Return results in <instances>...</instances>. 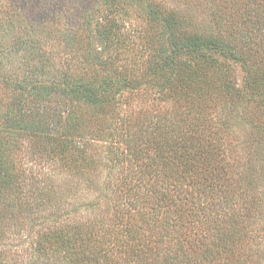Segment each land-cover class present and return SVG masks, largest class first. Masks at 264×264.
Instances as JSON below:
<instances>
[{
	"label": "trees",
	"instance_id": "1",
	"mask_svg": "<svg viewBox=\"0 0 264 264\" xmlns=\"http://www.w3.org/2000/svg\"><path fill=\"white\" fill-rule=\"evenodd\" d=\"M100 1L0 0V264H264V0H219L209 30L173 9L154 11L152 0H103L96 25L121 45L124 3L163 25L156 35L144 30L158 49L141 74L117 79L72 42L90 35L88 12ZM57 33L65 44L52 48L45 39ZM61 52L82 76L47 84ZM197 54L204 59L193 65L183 58ZM35 58L24 80L11 72ZM233 64L241 81L229 75ZM137 83L171 106L136 115L121 90ZM63 95L61 109L53 99ZM122 106L132 110L122 115ZM102 142L120 164L115 185L99 181ZM37 156L59 177L26 174L24 158ZM78 182L94 198L77 202Z\"/></svg>",
	"mask_w": 264,
	"mask_h": 264
},
{
	"label": "rangeland",
	"instance_id": "2",
	"mask_svg": "<svg viewBox=\"0 0 264 264\" xmlns=\"http://www.w3.org/2000/svg\"><path fill=\"white\" fill-rule=\"evenodd\" d=\"M152 1L155 4V6L153 7L154 11H156V9L163 10V8L173 9L176 12L178 11V13H182V14H185L186 16H190L193 19L194 23L201 30L203 29L209 30L211 29V26L213 25H214L213 27L215 28L216 24H214L212 20L214 18L212 14V10H214V8H216V6L220 4L219 0L218 2L217 0H152ZM102 3H104L103 0L100 1L101 6L98 11H93L92 9V10H89L88 12V14L89 13L94 14V18L91 21L93 23V29L91 30L89 29L90 35L89 36L87 35L86 37L84 36L85 37L84 39L83 37H79L80 39L74 38L75 41L72 40L73 44L75 45V47L78 45H81V47L84 49V50H80L81 53L88 54V56L92 54L93 57H97L99 61L98 60L96 61L101 63V65H99V68L97 69L106 75L107 74L114 75L115 78L117 79L119 78V76H121L119 71L125 73L126 70H128L129 72L138 71V73L141 74V70H144L145 65H147L146 61L147 60L149 61L151 57V52L152 51L157 52V49H158V45H156L157 44L156 41L158 40V38L151 40V38L145 37L146 35L144 33V30H146L149 33H152L153 35H156V32L158 30L163 29L162 23H159L158 20H154L153 17L146 12V9L139 6L136 3V1L131 4H127V3H124V5L121 4L122 7L124 8L123 10H120L117 16H120L119 19L122 24V26L120 25L121 29H123V31H121V34H123L124 37H127V39L125 40V43L126 42L128 43V45L126 44L121 45L120 43L117 42L118 40L116 37L115 38L113 36L111 37V35L113 34L110 33V35H107L106 30L103 26L98 27L96 25V20L100 19L103 15L101 13L102 9H105ZM76 22L77 20L76 21L73 20L74 24ZM226 24L228 23H226L225 21L221 23L224 29L227 26ZM190 28L192 29L193 27H190ZM148 29L150 31H148ZM223 35H225V32L223 33ZM118 36H119V33H118ZM68 37L69 36L67 35L65 39H67ZM45 40L49 41L50 47L52 46V48H54L55 45L61 48L65 44L63 37L59 33L53 34L49 40L48 39H45ZM149 40L151 41L149 42ZM165 42H166V46L169 47L170 45H169L168 40ZM149 44L156 45V48L151 49L150 47H148ZM239 53L240 54L242 53L241 49H239ZM199 54L201 55L203 54L204 56L209 57L208 55L212 53L208 51H203ZM204 56L200 58L198 57V54H197L194 56L187 55V56H184V57L182 56V57L186 59L187 61L191 62V64L193 65L194 59H204ZM219 58L223 59L222 56ZM65 59L67 62H64ZM73 60L74 59L67 58V55L64 54V52H61L59 55L55 54L54 60L52 62V65L53 63L54 65L46 67L48 74L45 76V82L47 84L53 83L55 81L64 82L65 76H63V74H67L66 76L69 77L70 79L79 80V77L82 76V74H80L81 71L79 72L78 69H76L75 66L72 65L73 63H75ZM28 63L30 64L29 67L23 64H21L20 66L15 65V64L11 65L10 70L11 72L15 70L16 74L19 75V78L21 80H24V77L28 73L34 70L32 69L34 68V65L39 64L36 61V58L33 59L32 61H29ZM233 65H235V67ZM233 65H232L233 66L232 71L229 75L232 76L233 78H236L238 81H241L242 76H243L242 67L239 64H233ZM91 71L92 69L88 67L84 69V73L86 75H88V73H90ZM140 77H137V78H140ZM132 86L133 85H131L128 88L126 87L124 88V86L122 87V90H121L122 98L121 99H122V102L124 101V103L131 105L133 109H136L135 110L136 115L138 114L137 112H139L142 108L143 111L147 110L146 113L149 116L148 119H151V117L154 116L156 112L158 111L162 112L165 109V106L167 103H164L162 105L160 104L159 106L156 104V101H157L156 98L159 96V94L149 84L146 86L145 84L140 85L139 83H137L135 86L136 89H132ZM146 88L149 91L146 90ZM152 90H153V94H149V95L144 94V98H142L143 93H147ZM53 95L58 96V94L56 95L53 94ZM64 95H63V99L60 97H58L57 99H53L55 100L53 101V105H57L56 103H58L59 107L61 109H64L63 105L65 103L64 100L66 96ZM153 97H155V99ZM161 103H163V101H161ZM167 105L171 106V103H168ZM124 107L125 106L121 107L122 109L121 113L122 115L123 114L127 115L129 113V110H132V107L130 108L129 107L124 108ZM102 143H103V154L105 153V157L103 156L101 163L97 167V173L100 178L99 181L103 182L105 180L108 181L109 179V183L112 185H115V183H119L122 180L120 178L121 172L119 171L120 164L117 167H114L113 164L111 165L109 158L106 157V153L108 151L106 149V145L104 142ZM25 155L27 156L26 153ZM22 166L28 169L26 171V174L34 173V176H33L34 178L44 179V177H46L47 175L50 176V174H52L54 177H57V178L59 177V174H57L59 173V171L58 169H56V164L54 162H50V163L45 162L44 157L37 156L33 158V160H30L26 157L24 158ZM66 174L67 173H65V175ZM62 179L63 178H60L59 181H61ZM107 181L105 183H107ZM69 183H72V182H69ZM42 185L43 184L39 186L38 184L35 186H37L38 189L41 190ZM78 186H79V190L76 189L78 191L77 192L78 194L74 198L77 202H82V200H85V199L86 201H88L89 199L94 198L93 191L88 192L86 187H84L81 192L80 182H78ZM30 188H31V185L30 184L27 185L25 187L24 192H27L30 194V192H32ZM108 192H111L110 189H108ZM43 197H44L43 199L46 200L47 193L44 192ZM105 198L106 196L104 195L101 196L102 204H104ZM38 201H41V200H38ZM67 201H70V200H67ZM61 202L63 203V201ZM52 212H53V206L46 210L40 209L38 213L36 212L33 214V217H38V216L43 217L44 215L47 216V215H50ZM41 224H42V218L39 220V223L37 224L36 228L41 226ZM32 228H33V224H29V226L27 227L25 226L24 228L26 233H28V231L30 230L28 233L29 237L31 235ZM30 238L27 241L28 243H30V240H31ZM22 240L23 239H18V241L20 242Z\"/></svg>",
	"mask_w": 264,
	"mask_h": 264
}]
</instances>
